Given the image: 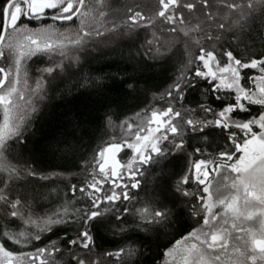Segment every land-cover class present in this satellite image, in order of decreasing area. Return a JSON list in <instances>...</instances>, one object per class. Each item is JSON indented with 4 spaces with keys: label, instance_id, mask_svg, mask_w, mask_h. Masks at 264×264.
I'll use <instances>...</instances> for the list:
<instances>
[{
    "label": "snow or ice",
    "instance_id": "6c2138e0",
    "mask_svg": "<svg viewBox=\"0 0 264 264\" xmlns=\"http://www.w3.org/2000/svg\"><path fill=\"white\" fill-rule=\"evenodd\" d=\"M158 3L155 16L146 19L142 12L132 11L122 24L113 20L106 35L100 28L89 24L94 14H98V8L103 11L110 7L104 0H0V63L4 65L0 66V92L3 93L0 94V105L4 106V122L0 125V171H8V178L14 180L36 177L40 171L32 166L36 152L50 154L67 163L54 165V169L60 170L45 171L38 178L53 184L68 181L72 196L79 192L81 202L85 204L84 207H76L74 200L67 201L62 205V212L46 217L35 230H32L31 217H28L29 226L24 231L5 229L0 232V264H100L99 259L92 258L93 255L106 256L112 264H140V257L147 251L145 240L157 242L167 249L154 264L173 255L174 247H170L173 244L181 246V264H246L248 253L239 247L234 248L238 258L228 255L231 231L212 222L222 219L227 224L229 215L233 221L241 217L252 219L255 212L242 211L241 201L243 209L259 208L260 215L264 216V59L244 60L237 58L233 51H225L223 55L227 63L221 66L214 49L226 33L243 31L248 18L257 10L261 12V24L264 25V0H226L222 15L208 11L209 0H185L183 3L181 0H158ZM185 10L189 13L199 10L205 17L215 20L216 34L204 33V41L212 42L211 48L199 38L180 41L186 54L181 61V75L163 94L169 101L174 99L180 108L169 102L161 110L153 109L148 125L134 133V141H108L92 149L90 157L80 155L86 137L103 141L108 134L107 128L113 125V117L120 118V108L128 100L138 99L141 93L146 95L152 91L150 74L167 72L165 65L175 55L167 52L175 42L161 51L153 40H146L144 51L138 52L139 59L130 55V67L120 71L105 70V66H111L108 63L111 56L104 54L103 49L116 51L119 41H134L139 30L155 26L157 18L169 25L168 31L179 32L175 25L183 24ZM33 24L38 27H30ZM52 32L64 35L72 45L69 70L79 75L86 67L89 69L90 75L82 77L77 87L97 95L106 93L111 99L103 109V115L94 117L91 102L86 98L71 120L48 137L36 141L32 119L12 121L9 106L13 104L12 95H19L17 85L21 72L27 74L30 71L25 61L46 56L52 66L37 68V71L49 74L53 81L65 71L63 60H55L54 53L58 51L60 57L67 53L61 45L45 38ZM20 35L29 42L27 50L19 51L13 57V41ZM184 35L189 34L185 31ZM97 49L101 51L100 57L92 55ZM92 63L104 66L92 68ZM250 70H256L258 75H248ZM199 79L209 83L205 99L211 93L213 102H219L218 107L200 100L195 102L198 108L184 107V90L194 88L193 81ZM245 79L251 82L250 86L241 83ZM232 93H235L234 102H229L233 99ZM253 106H256L255 114ZM37 111L32 108V112ZM199 113H203L202 118ZM241 114L242 119L238 118ZM209 115L211 119L207 118ZM216 135L226 140L230 147L218 145L222 148L218 156L209 154L207 159L193 160L174 183L168 182L174 173L161 167L159 193L141 202L145 206H135L133 199L138 193L130 195V192L140 188L137 174L144 175L141 171L144 165H160L170 154L189 155L187 148L192 147V140H206ZM194 151L200 153L201 149L197 147ZM124 158L131 162L121 163ZM80 160L87 161L85 170L93 161L95 168L90 174L92 179L78 188L71 183L72 177L65 173L71 172L73 167L79 168ZM210 164L213 165L211 171L220 177L214 189L206 179ZM190 176L197 185L195 191L189 190ZM229 180L230 185L226 183ZM105 184L108 185L107 190ZM229 187L234 194L225 195V189ZM13 191L16 190L7 183L0 186V202L5 206L3 216L22 222L25 217L21 214V199H9ZM194 198L199 203H193ZM185 205L190 207L189 216L206 213L203 225L208 226V230L189 226L188 235L181 233V239H175L173 234L184 217ZM218 206L223 208L222 217L213 211ZM70 225L75 234L59 237L61 231L67 233ZM20 227L22 223H17V228ZM237 227L233 222L232 229ZM53 235L59 239L53 240ZM101 235L118 237V250L94 253L98 247L97 238ZM189 239L196 242L183 247ZM8 243L19 247L16 251L9 250L6 247ZM251 244L253 254L250 259L253 262L257 260L255 253L258 250L259 258L264 260V231L259 236L252 232Z\"/></svg>",
    "mask_w": 264,
    "mask_h": 264
},
{
    "label": "trees",
    "instance_id": "16d2710c",
    "mask_svg": "<svg viewBox=\"0 0 264 264\" xmlns=\"http://www.w3.org/2000/svg\"><path fill=\"white\" fill-rule=\"evenodd\" d=\"M155 0H109L110 7L113 9L114 15L121 19V17H128L129 8L133 9L134 5L137 8H142L146 10H151L157 8V4L153 5L151 2ZM185 2V0H181V3ZM226 0H209V9L208 11H220L223 8V4ZM242 2V0H241ZM157 3V1H156ZM159 4V3H158ZM127 6V7H126ZM136 8V7H135ZM199 8V5H198ZM156 10V9H155ZM155 10H152L155 12ZM128 11V12H127ZM157 11V10H156ZM196 16V32H194V37L199 38L205 44L209 43L212 45V42L204 41V33L211 32L213 35L216 34L215 29V20H211L203 15V13L199 10L195 11ZM197 12V13H196ZM221 12V11H220ZM199 15V16H198ZM159 30V29H158ZM156 30L159 32V36L163 33L167 37H171L173 35H177V33L170 32L166 27H161V30ZM148 33V32H147ZM142 33L139 32L134 41H130L128 39H123L119 41V48L116 51H112V48H104L103 53L111 56L110 67L105 66L106 71H120L126 67H130L131 61L129 59L130 55L135 56L136 59H139L138 52H143V42H142ZM188 39V38H187ZM185 39V40H187ZM183 40V39H182ZM178 40L176 44L172 46L167 54L173 55V59L171 62L165 65L167 68L166 73H154L150 74L151 80L149 87L152 88V91L148 92L146 95L141 93L138 99H130L127 101L125 105L120 108V118L117 120L113 117V122L118 123L126 117L132 116L138 112L143 110H153V109H163L165 108L169 102L176 105L179 109L180 105L176 104V101L173 99L169 101L163 94L166 89L171 88L173 84V80L175 78H179L181 75V69L183 68L182 60L186 58V54L184 53V44ZM157 46L161 45L157 41ZM113 48L115 45L112 46ZM165 49L161 47V51ZM217 58L221 61L225 60V56L223 52L225 51H233V54L237 58H242L244 60L252 59H264V25L261 24V12L257 10L254 14H252L247 21V24L243 31H234L225 34L224 39H222L219 43L216 44L214 49ZM94 57H100L101 51L97 49L92 53ZM104 65H98L96 63H92V68L101 67ZM189 76L192 75L191 72L188 73ZM242 75H244V71L242 70ZM55 75V74H54ZM90 75L89 69L86 67L83 73L77 75L74 73V70H69V67H66L65 71L59 75V77L53 81L52 77L48 81V91L46 100L41 105L40 109L36 112L33 121V128L36 130V136L34 140L41 141L42 139L51 135L57 128L61 127L63 124L67 123L71 120L80 109L82 102L89 100L91 102V107L93 109L92 115L94 117H99L103 115V109L106 104L110 102L111 97L106 93H100L99 95L95 94L93 91L88 90L85 92L83 88H78L77 85L82 77H87ZM248 75H258L256 70H250ZM195 84L194 88H187L184 90L185 99H184V107L185 108H198V105L195 103L197 100L204 101L208 104H211L212 107H218L219 102H213V96L209 93L208 98L205 99V90L209 88V83L205 82L203 79L194 80ZM242 84L251 85V82L247 79L241 81ZM84 93V95H81ZM223 94V93H220ZM232 101L234 102L235 93H232ZM55 96V98H52ZM175 96V93H173ZM182 114L183 110L181 109ZM256 106H253V114H255ZM191 115V114H190ZM199 116L202 118L203 113H199ZM193 118H196L193 116ZM211 119V115L207 117ZM240 119L243 118V114H241ZM108 133V128H107ZM108 138V134L104 136L103 141L95 138H85L82 146L80 148V155L90 157L91 150L95 149L98 144L104 143ZM166 143V142H165ZM192 147L187 148V153L189 155H185L184 153H177L175 155L170 154L166 159L161 161L160 165H151L147 164L142 167V172L144 175H139L138 180L140 181V188L138 190H132L130 195L133 193H138L134 195L133 203L136 207L145 206L142 205L141 202L147 201L150 197H155L159 193L160 189V181H161V167L165 168L167 171L174 173V175L168 178V182L174 183L176 180L180 179V174H183L187 167L191 165L193 160L199 159H207L209 158V154L213 156H218L219 151L222 148L218 147L228 145V142L222 139L221 136H209L206 140L204 139H194L190 142ZM230 147V145H228ZM187 147V145H186ZM199 147L201 149L200 153L194 151L195 148ZM95 162V161H93ZM92 164L85 170L86 160H80V167H73L71 172H67L65 174L72 177L71 183L77 185V187L83 186L85 181L90 179V174L94 169V165ZM16 163V161H13ZM67 161L58 159L50 154L43 153L40 151L36 152L34 163L32 166L37 167L40 171L36 177L29 176L27 178L21 177L19 180L5 178L3 175H0V186L4 183L10 185V187L14 188L16 191H13L14 194L19 193V198H21L22 202H25L24 205L21 206L22 210L34 209V212H45L51 209H59L62 205H65L67 201L74 200L76 202V207H84L85 204L81 202V194L79 192L76 193V196L73 197L70 191V186L68 181L51 183L49 181H42L38 177L43 174L45 171H59V168L54 169V165L66 164ZM190 191H195L197 185L195 181L190 176ZM200 188L203 185L199 186ZM28 203V205H26ZM193 203H199L198 199H193ZM5 206H0V232L5 229L11 232H17V223L19 221H13L9 216L4 218L3 209ZM184 217L181 221V224L177 226L176 232L173 234L175 239H181V233L183 235H188L187 229L189 226L194 228H202L203 227V216L205 213L201 212L199 214L188 215L190 211V207L185 205L183 207ZM249 222V221H246ZM250 223V222H249ZM246 225V224H245ZM236 229H232L230 224L226 225L227 229L232 233V239L229 241V246L233 247L235 244L240 243L241 240H245L244 230L248 231L246 234L252 233V228H255L257 231L256 234L264 231V226H259L257 229V225L252 227L249 225L242 226L238 225ZM248 227V228H247ZM65 234L72 236L75 234L73 227L68 226L67 233L61 231L59 233V237H63ZM59 237L56 235L52 236L53 240H58ZM118 237L111 236H103L97 238L98 247L94 249V253H105L107 251H117L119 248V244L116 243ZM246 241V240H245ZM245 244V243H244ZM62 246V245H61ZM146 253L144 256L140 257V264H154L158 258L161 257L162 251L167 252V249H163L157 242L151 240H145ZM6 247L9 250L16 251L18 249V245H14L11 243L6 244ZM170 247H174L170 245ZM242 249L244 247L242 246ZM34 250V249H28ZM245 250H247L245 248ZM250 253L248 256L250 258ZM95 256V255H93ZM100 264H112V260L107 258L106 256H99ZM166 258H161L158 264H163L166 261ZM246 260L247 264H264V260L260 258L253 263L249 260Z\"/></svg>",
    "mask_w": 264,
    "mask_h": 264
},
{
    "label": "rangeland",
    "instance_id": "374dc122",
    "mask_svg": "<svg viewBox=\"0 0 264 264\" xmlns=\"http://www.w3.org/2000/svg\"><path fill=\"white\" fill-rule=\"evenodd\" d=\"M157 1V3H156ZM104 2L107 5H110L109 0H104ZM153 5L157 4V8H155L156 10H158L159 4H158V0H155L151 2ZM136 7V8H135ZM155 9H151L146 10V9H142V8H137V6L134 5L133 9H131V11H129L128 13V17L131 15L132 11H140L142 12V14L145 16V18L147 19L148 17H153L155 16L156 10ZM152 10H155L152 11ZM197 11V10H195ZM221 11V12H220ZM220 11H218L219 15H222L224 12V9H220ZM128 12V11H127ZM213 12V11H211ZM216 12V11H214ZM98 14H94V18L91 19L89 21L90 26L95 27V28H100L102 31L105 32L106 35H108V30L111 27V22L113 20L116 21V23L118 24H122L124 21L128 20V17L126 16V18L120 19L118 20V18L116 17V15H114L113 13V9H111V7H107L104 8L103 11H101L99 8L97 10ZM197 13V12H196ZM185 14V20L183 22V24H176L175 26L177 27V29H179V32H174L177 33V35H173L171 37H167L165 36L163 33H161V36H159V32L157 33L156 30H161V27H166L167 29L169 28V25L163 24L159 18H157V23L155 26L149 27L147 29H140L139 32H141L142 35V42H143V46L146 43V40H153L154 41V45H156L157 41L159 42V44L161 45L162 48H166L168 45L172 44L173 42L180 40H189V39H197L196 37H194V32H196V26H197V19L195 16V12L193 11L192 13H189L187 10L184 11ZM219 15L217 18H219ZM199 16V15H198ZM130 23V21H129ZM30 27H38V25H30ZM158 30V31H159ZM187 31L188 32V36L184 35V32ZM138 32V33H139ZM148 32V33H147ZM153 33L155 34L153 36ZM71 35V34H69ZM33 38H38L36 36H34ZM46 39L50 40V42L57 44V45H61L63 47V50L65 53H67V55L65 57H60L59 56V52L57 51L56 53H54V59L59 61V60H63L64 64H65V69L66 67L69 66L70 60L69 58L72 55V45L69 42L68 39L65 38L64 35H61L59 33L56 32H52L50 33L47 37H45ZM44 39V38H41ZM29 42L27 41L26 37L24 35H20L15 37L13 44V51H12V56L15 57L16 55H18L19 51H26L27 48V44ZM174 44V45H175ZM206 46H208L209 48H211V45L209 43L205 44ZM193 51H195V49H193ZM7 52V49H6ZM218 59V58H217ZM221 63V66H224L227 63V58L225 57V60L221 61L220 59H218ZM25 63H27V65L30 67V71L25 74L23 71L21 72V78H20V83L17 85V90H18V94L14 93L11 97V99L13 100V104L9 106L10 108V116L12 121L14 122H19L20 119H32L34 117V115L36 114V112H32V108L35 107L37 110L40 109L41 105L43 104V102L46 100V96H47V91H48V81L51 78V76L49 74L46 73H40L37 71V68H42V67H46V66H52V64L48 61L46 56H37L32 58L31 60H27L25 61ZM2 64V63H1ZM2 66H4L2 64ZM55 74V73H54ZM52 74V75H54ZM0 94H3L2 92H0ZM41 97H43V99L41 100ZM155 110H160V109H155ZM139 113V115H138ZM132 116L126 117L125 119L121 120L118 123L113 122V125L111 127H108V138L105 142L108 141H113L115 140L116 142H123L124 140H128L129 142L134 141L135 137H134V133L138 130V129H143L145 128L146 125H148L149 123V118L151 117V113L152 110H143L141 112H138ZM4 122V106L0 105V125H3ZM125 122H127V125L125 124ZM104 142V143H105ZM125 151H128L127 149H125ZM123 154H121L122 156ZM131 156V153H130ZM154 158H155V154H153ZM107 159V156L105 157ZM120 157H118L119 159ZM131 162L129 158H124L121 159V163H129ZM13 163V161H12ZM108 163L111 164V160H108ZM94 168H95V162H93ZM133 166L135 167V164H133ZM213 167V165H209L208 169H209V175L206 178L209 182H211L213 184V189L215 188V182L217 180L220 179V177L217 176L216 172L211 171V168ZM142 170V168H141ZM93 172V171H92ZM0 175H3L5 178L9 177V172L8 171H0ZM67 175V174H65ZM125 178L127 177V173H124ZM139 177V174H137V179ZM98 178V177H97ZM92 179V176H90V179L88 181H90ZM125 182H127V180L125 179ZM226 183H228L230 185L231 181H226ZM105 190H107L108 185L105 184L104 185ZM14 192H12L9 195V199H16L19 198V196H17V193L14 194V197L12 196ZM234 194V190L231 189L230 187L225 189V195H232ZM21 199V198H20ZM26 202V201H25ZM25 202H22L21 200V205H24ZM26 205H28V203H26ZM0 206H4L2 202H0ZM64 209L63 207L59 208V209H51L50 211L47 210L45 212H33L31 209L28 210H22L21 209V214L24 215L25 219L22 222V227L18 228L17 231H24L26 228H28V217H31V222H32V230H35L36 225L39 223L42 225L43 220L48 217V216H52L54 213L56 212H62ZM241 210L242 211H247V212H255V215H253L252 219H246L245 217H241L240 219L233 221L231 216L229 215L228 219V223L230 224V227L232 228V223L235 222L237 225H242L243 227L246 225L252 226V227H257V229L259 228V226H264V216L260 215V210L259 208L256 209H243L242 206V201H241ZM213 211L215 213L218 214V216H223V208L218 206L216 208L213 209ZM206 214V213H205ZM249 221V222H246ZM212 223L216 224L217 226L226 228V225L228 224H224L222 219H217L216 221H213ZM246 224V225H245ZM240 227V226H238ZM205 231L208 230V226H204L202 227ZM248 228V227H247ZM249 230H244V237L245 240H241L240 239V243H238L237 245L235 244L233 247L229 246L228 248V255L230 257H232L233 259L238 258V254L234 252V248L239 247L241 250L246 251L247 253H250L251 255L253 254L251 252V248H252V244H251V234H246L248 233ZM246 232V233H245ZM252 232H256L255 228H252ZM257 236H259V234H257ZM203 239V237H201ZM196 241L189 239V241H185L183 244V247H187L190 243H195ZM245 243V244H244ZM242 246L244 247V249H242ZM181 246H174V252L173 255L170 257L166 258V261L163 264H181V251L179 250ZM245 248L247 250H245ZM257 255V259H259V253L257 250V253H255ZM250 255V256H251ZM93 259H99V256H93ZM250 261H252L249 258ZM253 262V261H252ZM255 263V262H253ZM247 264V263H246Z\"/></svg>",
    "mask_w": 264,
    "mask_h": 264
},
{
    "label": "flooded vegetation",
    "instance_id": "af4514ba",
    "mask_svg": "<svg viewBox=\"0 0 264 264\" xmlns=\"http://www.w3.org/2000/svg\"><path fill=\"white\" fill-rule=\"evenodd\" d=\"M0 66H2V64L0 63Z\"/></svg>",
    "mask_w": 264,
    "mask_h": 264
}]
</instances>
